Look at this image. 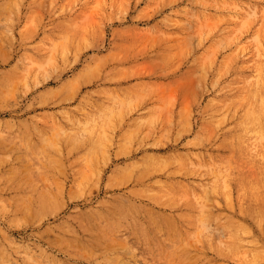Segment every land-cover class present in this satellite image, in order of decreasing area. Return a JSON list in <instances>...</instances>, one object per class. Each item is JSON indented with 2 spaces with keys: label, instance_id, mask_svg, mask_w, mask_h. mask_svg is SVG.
<instances>
[{
  "label": "rangeland",
  "instance_id": "1",
  "mask_svg": "<svg viewBox=\"0 0 264 264\" xmlns=\"http://www.w3.org/2000/svg\"><path fill=\"white\" fill-rule=\"evenodd\" d=\"M0 264H264V0H0Z\"/></svg>",
  "mask_w": 264,
  "mask_h": 264
},
{
  "label": "bare ground",
  "instance_id": "2",
  "mask_svg": "<svg viewBox=\"0 0 264 264\" xmlns=\"http://www.w3.org/2000/svg\"><path fill=\"white\" fill-rule=\"evenodd\" d=\"M235 7H237V8H235ZM225 8H226V10L227 11H229V12H238L237 14H241V16H236V18L235 19H229L230 21L232 20V21H239L240 22V24L242 23V26L243 25H246V23H247V21H245L244 20V18H247V19H250V18H252L253 19V17H256L257 15H258V12H257V9L256 8H250V7H246V8H244V7H240V6H234L233 4H231V3H229V4H227L226 6H225ZM241 18V19H240ZM255 39H257L256 37H255ZM42 66V65H41ZM42 68H43V66H42ZM41 68V69H42ZM40 69V68H39ZM244 87H247V86H249L250 87V89H254L255 88V83L252 81V80H250V81H243V84H242ZM254 92V91H253ZM208 240H209V237H208ZM106 249V248H105ZM91 252H93V251H91ZM217 252L219 253V254H221V255H223V253H224V251L221 249V248H218L217 249Z\"/></svg>",
  "mask_w": 264,
  "mask_h": 264
}]
</instances>
